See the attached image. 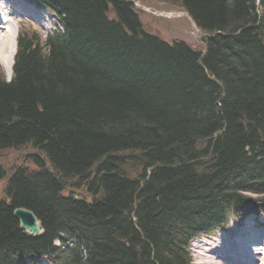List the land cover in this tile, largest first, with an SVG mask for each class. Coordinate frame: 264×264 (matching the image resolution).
<instances>
[{"label": "trees", "instance_id": "1", "mask_svg": "<svg viewBox=\"0 0 264 264\" xmlns=\"http://www.w3.org/2000/svg\"><path fill=\"white\" fill-rule=\"evenodd\" d=\"M33 1L63 30L22 34L0 75V264H190L192 238L264 220V0H163L204 52L143 32L127 0Z\"/></svg>", "mask_w": 264, "mask_h": 264}, {"label": "rangeland", "instance_id": "2", "mask_svg": "<svg viewBox=\"0 0 264 264\" xmlns=\"http://www.w3.org/2000/svg\"><path fill=\"white\" fill-rule=\"evenodd\" d=\"M141 5H143L147 10L141 11L135 9L139 18V21L142 25V28L146 32L153 33L155 35L160 36L162 39L166 41H170L173 39L182 40L192 47H195L197 50L202 49V33L194 26L191 20L186 15H173L170 12L180 13V9H175L168 3L160 2L159 0H141L138 1ZM148 10L151 11H164L166 14L163 15H154L152 12L148 13ZM182 11V10H181ZM42 15V23L45 25L43 28L34 27L30 22L22 21L20 23L17 22V29L15 30V35L21 34L23 32H30V30H35L40 32L41 34H45L50 31L51 24L55 22L54 17L49 13H41ZM18 21V20H17ZM42 36V35H41ZM2 60V59H0ZM3 72L6 79H9L11 73L9 72V68L5 67L3 61H0V72ZM14 153H8L6 159L13 157ZM1 159H5L2 157ZM2 180H0L1 184ZM250 226L252 228V233L257 231L259 232V236L256 233L255 240L259 239V243L257 245L264 247V229L260 227V223L258 220H255L253 217L248 218L241 224L235 225L230 224L227 229H222L216 231L214 234L201 237L192 243H190V253L192 256V264H200L202 261L207 260L209 257H213L217 250L223 248L222 244L225 243L226 240L230 242L234 241L236 238H241L245 236V233L248 231L245 230V226ZM248 233V232H247ZM227 241V242H229ZM199 244V246H198ZM203 247V248H200ZM201 250L205 253L201 257H199L198 251ZM251 250V249H249ZM260 250L262 252L261 255H254L255 258L262 257L264 255V250ZM254 258V260H255ZM195 260H198L196 262ZM258 262L255 260L254 264ZM261 263V262H259ZM262 264V263H261Z\"/></svg>", "mask_w": 264, "mask_h": 264}, {"label": "bare ground", "instance_id": "3", "mask_svg": "<svg viewBox=\"0 0 264 264\" xmlns=\"http://www.w3.org/2000/svg\"><path fill=\"white\" fill-rule=\"evenodd\" d=\"M12 17L16 18L15 15H12ZM0 31H2L0 33V58L2 60L0 61H3L5 67L9 68L10 71L15 48L13 40L14 32L8 27V22L0 26ZM247 229L249 231L245 233L244 237L236 238L232 242L226 240L225 243L222 244V249L217 250L213 257H209L200 264H254L255 260L258 262L257 264H264V255L258 258L254 257L256 254H262L260 250L263 249V247L254 244L256 242V233L251 234L250 232H252V229L246 225L245 230Z\"/></svg>", "mask_w": 264, "mask_h": 264}, {"label": "water", "instance_id": "4", "mask_svg": "<svg viewBox=\"0 0 264 264\" xmlns=\"http://www.w3.org/2000/svg\"><path fill=\"white\" fill-rule=\"evenodd\" d=\"M12 214L18 220L20 228L27 234L36 237L43 232V229L40 227V221L31 210L19 207L15 208Z\"/></svg>", "mask_w": 264, "mask_h": 264}]
</instances>
